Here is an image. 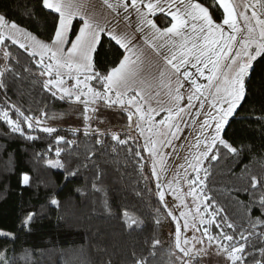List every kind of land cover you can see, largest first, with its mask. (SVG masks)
Instances as JSON below:
<instances>
[{
    "label": "snow or ice",
    "instance_id": "1",
    "mask_svg": "<svg viewBox=\"0 0 264 264\" xmlns=\"http://www.w3.org/2000/svg\"><path fill=\"white\" fill-rule=\"evenodd\" d=\"M35 3L36 7L23 4L16 7H23V16L38 25V14L43 16L44 30L39 35L12 20L7 9L0 10V123L8 129L0 135L18 134L34 142L42 137L32 133L46 134L51 141L46 151L54 148L55 155L54 159H47V166L62 169L65 180H69L81 167L91 164L92 187L96 191L101 189L95 181L103 183L101 178L107 175L97 160L108 155L109 149L114 153L123 149L126 157L137 161L142 179L147 182L155 177L158 206L147 207L151 209L149 216L157 232L161 228L170 229L171 240L165 253L171 258L169 264H264V174L259 178L251 175L248 187L233 185L219 190L230 198L232 192L249 194L247 202L232 198L243 209L237 217L239 223L230 220L207 191L214 169L223 177L232 173L231 167L217 169L216 165L245 150L234 146L236 142L225 139L222 133L238 110L252 99L254 65L264 62V0H105L118 15L123 13L121 18L127 21V27L134 29L131 37L83 14L75 0H35ZM8 8L15 11L12 5ZM157 14H163L162 19L170 17L164 27L156 23ZM136 36L143 45L134 43ZM6 42L29 53L30 63L13 60V53L4 50L9 47ZM106 46L116 51L115 59L109 61L102 56ZM144 46L159 58L155 72ZM31 61L38 67L37 79L46 77L41 83L51 97L69 102L72 111L66 114L78 113L83 127H71V139L45 122L48 112L44 108L38 115H31V109H23L9 96L11 85L33 75ZM200 77L207 83H198ZM154 87L165 91L167 104L158 99L160 91L153 94ZM185 100L186 106H181ZM161 112L164 115L157 119ZM60 118V115L52 117ZM186 118L200 124L196 143L191 146L197 153L189 164L192 171H185L181 177L188 188L187 191L179 186L173 188V183H179L175 178L165 188V182L161 181L163 168L157 169L156 158L160 157L159 163L164 164L162 150L174 146L181 126H188ZM246 119L264 126V105L259 115ZM145 149L147 158L142 155ZM34 159L44 160L45 154L34 153ZM149 165V175L145 176L144 168ZM18 183L31 189L47 181L25 172ZM257 186L258 190L253 191ZM133 191L137 197L141 196L140 191L135 188ZM166 191L183 193L176 195L181 201L178 214L165 198ZM188 196L192 197L194 207L188 204ZM49 201L50 206L62 207L54 195H50ZM102 206L111 213L107 200ZM254 211L259 215H253ZM45 216L44 209H22L18 231L31 233ZM124 216L128 218V213ZM128 220L129 228L144 226V221ZM18 239L16 233L0 231V240L4 241L0 244V264H20L22 260L28 264L27 250L19 259L8 254L6 244H15ZM161 243L153 234L152 245ZM149 255L154 253L149 251ZM137 264L158 262L140 255Z\"/></svg>",
    "mask_w": 264,
    "mask_h": 264
},
{
    "label": "trees",
    "instance_id": "2",
    "mask_svg": "<svg viewBox=\"0 0 264 264\" xmlns=\"http://www.w3.org/2000/svg\"><path fill=\"white\" fill-rule=\"evenodd\" d=\"M18 4L36 7L35 0H0V10L7 9L12 20L34 35H39L44 30L43 16L38 14V25L33 19L23 16L24 9L16 7ZM9 5L15 11L8 8ZM162 16L156 19L164 27L169 19H162ZM215 16L219 20V14ZM6 43H9V47L4 50L13 53V60L18 58L22 63H30L29 53L19 49L18 45ZM116 55V51L107 46L102 54L109 61L115 59ZM31 64L33 75L25 76L23 80H17L11 85L9 96L23 109H31V115H38L41 108H44L48 112L45 122L71 139V127H83L77 119L78 113L66 114L72 111L69 102L60 101L58 97L52 98L41 83L46 77L37 79L38 67L34 61ZM254 67L252 99L238 110V115L230 120L223 133L225 139L236 142L234 146L243 147L245 150L239 155H230L226 161L216 165L217 169L231 167L232 173L223 177L214 169L213 176L207 182L208 195L224 209L230 220L237 223V217L242 215L243 209L235 203V199L247 202L249 194L245 191L232 192L230 198L219 190L233 185L238 188L248 187L251 175L259 178L264 174V126L252 119H246L259 115L264 105V62L258 61ZM57 115L61 118L52 119ZM7 131V127L0 123V133ZM32 134L42 138L33 142L19 137L18 134L0 135V231L16 233L19 236L15 244H6L10 256L19 259L27 250L30 253L28 264L33 261H39V264H108L109 261L110 264H137V257L143 255L147 260H154L158 264H169L171 258L165 253L171 240L168 235L170 229L161 228L157 232L154 221L149 216L151 209L147 207L149 204L158 206L155 181L151 177L146 182L140 177L136 160L126 157L123 149L118 153L109 149L108 155L100 156L97 160L107 175L101 178L103 183L95 181L96 187L101 189L96 191L92 187L94 178L91 164L86 168L81 167L75 177L65 180L62 169H50L47 166V159L55 158L54 148L46 151L51 142L50 138H46V134L40 131ZM80 136L82 139V133ZM121 136L123 138L122 133ZM34 153H44L45 159H34ZM142 155L146 157L145 150ZM25 172L47 183H40L38 188L26 189L18 183L19 176ZM149 172L145 167L144 175H149ZM222 180L225 183H221ZM77 188L82 189V192H77ZM133 188L140 191L141 196L137 197ZM257 190L258 186L253 189ZM50 195L61 201V208L50 206ZM105 200L111 206V213L102 206ZM26 208L44 209L46 212V216L36 224L31 233L27 230L18 231L21 227L22 209ZM125 212L128 213V218L144 221V226L133 225L129 228ZM253 215L259 213L254 211ZM153 234L162 241L161 245H152ZM3 243L0 240V244ZM149 251L154 255L150 256ZM20 264H25V261L22 260Z\"/></svg>",
    "mask_w": 264,
    "mask_h": 264
},
{
    "label": "rangeland",
    "instance_id": "3",
    "mask_svg": "<svg viewBox=\"0 0 264 264\" xmlns=\"http://www.w3.org/2000/svg\"><path fill=\"white\" fill-rule=\"evenodd\" d=\"M75 2L80 6V11L93 19L94 21L100 23L101 25H105L107 28H110L114 31L118 32H127L128 35L131 37L133 36L132 30L133 28L127 27V21L123 20L121 17L123 16V13L121 12L119 15L114 11L113 9L109 8L107 4L105 3V0H75ZM110 2H114V0H110ZM161 14H157L155 19L160 16ZM157 20V19H156ZM158 25L159 23L156 22ZM160 26V25H159ZM136 40V39H135ZM134 40V43H136ZM145 55L148 61H151L154 65L152 71L155 72V68L159 66V58L153 53L151 49H148L144 47ZM65 73L67 70H64ZM194 71V70H193ZM207 74V73H206ZM67 78V77H65ZM69 85L74 83L73 81L68 82ZM198 83L206 84L207 81L200 77L198 80ZM185 88H188V84H185ZM156 91H160V96L158 99L164 103L167 104L168 102V96L166 95L165 91L162 88H153V94H155ZM184 89H181V92H183ZM193 103H198L194 101ZM153 107L156 106V99L152 101ZM187 101L181 102V106H186ZM207 108V105L205 106ZM193 112L196 111L195 108L192 109ZM164 113L161 112L160 116L157 117L159 119L161 116H163ZM202 120L203 117H200ZM187 127L181 126V133L174 141L173 147H165L162 150V155L164 157V164L161 165L159 163L160 157H157V169L160 170L163 168V172L161 175V181L165 182V188H167L168 182H172L174 178L179 182L178 185L176 183L172 184V187L175 188L179 186L183 191H187L188 185L186 180L181 179V177L184 176L185 171L188 173H191L192 169L189 167L190 162L192 161V158L197 154L196 151L191 147L196 143L195 137L199 135V127L200 124L197 120L194 119H187L186 121ZM115 123V121H113ZM113 131H117L118 129L113 128ZM223 134V133H222ZM146 158L148 156V152L145 149ZM183 165V167H181ZM150 171V165L146 167ZM155 181V177H152ZM164 190V189H161ZM177 194H183L177 193ZM172 191H166L165 198L169 201V203L172 204V207L176 209V214L180 211V200L176 199V195ZM186 200L190 206L194 207L192 197L188 196L186 197ZM214 231V229H213ZM190 234V233H189Z\"/></svg>",
    "mask_w": 264,
    "mask_h": 264
},
{
    "label": "crops",
    "instance_id": "4",
    "mask_svg": "<svg viewBox=\"0 0 264 264\" xmlns=\"http://www.w3.org/2000/svg\"><path fill=\"white\" fill-rule=\"evenodd\" d=\"M161 15H163V14H161ZM167 18L170 20V17H167ZM156 22H157V20H156ZM132 33H133V35H134V29L132 30ZM135 39H136L135 42H136L137 44H141V45H143V42L140 40L139 36H136ZM144 47L148 48L147 46H144ZM148 49H150V48H148Z\"/></svg>",
    "mask_w": 264,
    "mask_h": 264
}]
</instances>
